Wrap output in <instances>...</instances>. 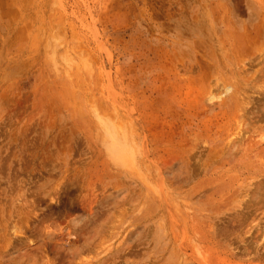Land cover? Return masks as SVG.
I'll return each mask as SVG.
<instances>
[{
	"label": "rangeland",
	"instance_id": "374dc122",
	"mask_svg": "<svg viewBox=\"0 0 264 264\" xmlns=\"http://www.w3.org/2000/svg\"><path fill=\"white\" fill-rule=\"evenodd\" d=\"M0 264H264V0H0Z\"/></svg>",
	"mask_w": 264,
	"mask_h": 264
},
{
	"label": "bare ground",
	"instance_id": "6f19581e",
	"mask_svg": "<svg viewBox=\"0 0 264 264\" xmlns=\"http://www.w3.org/2000/svg\"><path fill=\"white\" fill-rule=\"evenodd\" d=\"M121 145V144H120ZM117 150H119L120 152L123 151V146L121 145V147L119 146V144L117 143L116 146Z\"/></svg>",
	"mask_w": 264,
	"mask_h": 264
}]
</instances>
